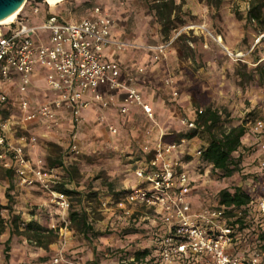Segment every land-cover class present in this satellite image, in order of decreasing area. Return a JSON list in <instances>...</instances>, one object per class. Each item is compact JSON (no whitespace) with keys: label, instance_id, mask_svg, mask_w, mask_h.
I'll list each match as a JSON object with an SVG mask.
<instances>
[{"label":"built area","instance_id":"obj_1","mask_svg":"<svg viewBox=\"0 0 264 264\" xmlns=\"http://www.w3.org/2000/svg\"><path fill=\"white\" fill-rule=\"evenodd\" d=\"M57 3L29 0L13 21L0 24V166L14 170L21 186L40 187L67 217L71 202L65 192L57 189L63 183L57 169L28 154L39 140L31 132L32 125L42 122L48 130L57 128L62 111H70L73 123L81 124L84 111L94 102L104 109L119 104L123 114L139 107L151 119L153 107L123 76L118 63L104 59L107 47L124 44L112 38V21L102 7H94L89 17L74 20L54 11ZM29 8L36 15L44 11L42 24H28ZM178 35L149 47L155 53V61L170 51ZM263 40L264 34L257 39V45ZM228 54L236 59L244 56L230 51ZM259 65L264 82V47L252 63L253 67ZM37 74L42 75L48 93L42 102H35L30 93ZM120 93L124 94L122 100ZM182 124L187 129H196V113L192 118H184ZM110 130L118 132L115 126ZM247 132L254 138L251 156L264 173V111L248 124ZM190 140L176 142L162 138L154 146L143 145L142 152L152 156L135 170L142 184L118 193L115 200L104 202L103 208L109 209L108 204L113 203L125 217L131 216L135 206L153 209L158 224L153 242L160 247L154 264H264V248L244 245L238 226L229 224L231 219L226 217V208L220 204L217 192L210 193V201L200 209L192 208L189 197L196 182L206 188L214 180L209 169L204 173L194 170L197 175L192 180L190 164L183 159L190 155L194 163L200 164L199 157L207 144L185 154V145ZM69 147L78 152V143ZM256 211L264 221V193L256 200ZM68 236L66 224L53 264H76L66 256ZM149 261L150 257L129 262L149 264ZM125 263L123 260L122 264Z\"/></svg>","mask_w":264,"mask_h":264},{"label":"rangeland","instance_id":"obj_2","mask_svg":"<svg viewBox=\"0 0 264 264\" xmlns=\"http://www.w3.org/2000/svg\"><path fill=\"white\" fill-rule=\"evenodd\" d=\"M175 1L180 6L173 13L178 17V28L172 29L169 36L171 39L177 33L180 35L170 49L176 57L172 77L182 78L183 91L191 102L196 96L203 103L222 110L225 117L228 115L229 126L243 125L247 130L248 124L259 118L264 111V82L258 74L252 72L254 68L252 63L263 48L262 43L257 45V39L264 34V24L249 18L253 6L264 0H221L219 6L208 5L206 0ZM151 5L152 0H64L54 6V11L67 19L79 20L89 17L94 7L101 6L110 14L108 15L112 22L115 23L116 16L120 20H126L124 29L127 34L133 33L143 39L155 38L164 41L167 37ZM27 15L31 18L29 25H39L44 22V11L36 15L29 8ZM180 36L183 37L181 40L178 39ZM228 51L243 53L244 56L236 59L230 56ZM186 131L187 128L183 127L180 133ZM178 134H173L171 139ZM92 136L93 134L90 139L88 137L85 139L89 145V152L80 147L78 152L67 151L58 144L44 142L42 149L33 156H36L35 159L43 160L47 166L55 167L62 181H70L68 190L73 192L67 195L71 202L70 210H86L90 215L89 222L92 227L101 228L100 234L108 236L112 233L110 230L112 222L99 212L104 203L100 199L103 200L108 195V191L122 186V182L131 172L129 168L131 155L120 150L99 148V141H94ZM246 136L245 143H248L250 141L248 132ZM207 139L206 134H199L193 143L195 146L207 144ZM136 155L138 154L134 153L133 156ZM62 164L65 165L63 168L60 167ZM194 166V162L190 163L192 180L196 179L197 175ZM210 177L214 183L207 188L212 193L218 188L240 180L238 177L217 180L213 173ZM243 180L248 186L253 187L252 179L245 177ZM208 196H205L207 200L205 199L203 205L210 201ZM0 197H6L4 204L0 203L4 206V209L0 210V216L4 219L20 216L19 231L23 230V223L30 222V215L33 213L38 214V220L34 221L49 229H60V227L65 229L66 224L67 227L71 224L70 210L68 216L64 217L56 207L39 210L38 204L29 202V197L44 200L49 195L37 186H21L15 176L8 175L2 166H0ZM108 208H115V204L109 203ZM22 209L27 210L25 214ZM148 211L153 213V209ZM129 221L130 224L136 225L133 219L126 221V224ZM126 224L123 222V225ZM9 235H11L10 229L7 228L0 235V245ZM12 239L20 243L26 237L15 233ZM59 241L58 238L55 242ZM143 242L136 245L135 250L112 249L111 251L107 248L103 252L106 255L98 257V260H106L108 264H120L126 256L128 258L125 259L127 261L125 264H129V258L135 251L150 247L154 243L148 240ZM51 255L52 253L49 255L50 258ZM68 260L76 262L69 258Z\"/></svg>","mask_w":264,"mask_h":264},{"label":"crops","instance_id":"obj_3","mask_svg":"<svg viewBox=\"0 0 264 264\" xmlns=\"http://www.w3.org/2000/svg\"><path fill=\"white\" fill-rule=\"evenodd\" d=\"M103 10L109 14L104 8ZM116 17L115 23L112 22L111 36L124 45L107 47L104 59L119 64L123 76L130 79L131 84L139 89L147 103L153 107V118L148 117L139 107H133L129 113L123 114L120 112L119 104L104 109L98 102H94L89 109L84 111V120L81 124L73 123L70 111H62L60 124L57 128L48 130L42 122L32 125L31 132L38 136L39 143L28 151L30 157L35 159L36 156L33 155L42 149L44 142L58 144L67 151H71L69 146L76 142L80 149L83 148L89 152V145L85 139L87 137L90 139L93 134L94 141L100 143L99 148L120 150L131 155L129 157L130 174L122 182L120 188L108 191V195L103 200L100 199L101 202H105V199L106 201L115 200L118 193L141 185L143 180L136 176L135 170L149 158L142 152V146L146 144L154 146L165 136L180 133L185 127L182 120L195 116L192 102L183 91L182 78L172 77L176 60L173 52L169 51L160 60L155 61V53L149 47L164 41H158L155 38L143 39L133 33L127 34L124 29L126 20L123 21L118 16ZM169 80H172L173 83H168ZM30 93L35 102H42L46 99L48 93L42 75L37 74L34 78ZM119 98L122 100L124 94L120 93ZM111 126L117 127L116 134L111 132ZM250 140V145H252L254 138L250 137ZM194 141L195 138L185 145V154L192 153L196 147ZM134 153L138 155L133 156ZM64 166L62 164L60 167ZM15 178L18 181L16 176ZM68 186H70V181ZM206 194L207 188L196 182L189 197L193 209L198 210L204 206L202 203L206 199L205 196L208 195ZM5 201L6 197H0L1 204H4ZM29 202L38 204L39 210L56 207L51 203L50 197L44 200L38 199V197H29ZM25 211L27 210L22 209L23 214L26 213ZM99 212H102V215L112 222L110 229L112 233L104 236V234H100L101 228H93V232L96 233L94 236H92L93 232L88 234L76 232L72 237L68 236L65 246L66 256L70 260L76 261L77 264H108L106 260H98V257L105 254L103 252L107 248L111 251L112 249L135 250L136 245L144 243L143 241H151L150 239L153 238L158 226L153 213H149L144 206L133 207L130 217H125L122 211L116 208L102 207ZM30 216V221L38 220L37 213ZM129 219H133L136 225L130 224L131 221L126 224ZM120 220H122V224H120ZM123 222L126 226L123 225ZM115 223L120 225L114 226ZM2 242L0 264H53V256L62 245V239H60L58 243L54 242L48 248H43L27 238L18 243L12 239L11 235ZM7 242L10 249L8 260L5 258ZM50 253H52L51 258L49 257Z\"/></svg>","mask_w":264,"mask_h":264},{"label":"trees","instance_id":"obj_4","mask_svg":"<svg viewBox=\"0 0 264 264\" xmlns=\"http://www.w3.org/2000/svg\"><path fill=\"white\" fill-rule=\"evenodd\" d=\"M40 1L42 0H38V2ZM206 2L211 6H219L221 0H206ZM179 7L175 0H152L151 8L155 11V16L158 22L162 24L163 33L167 37L164 41L170 39L169 34L172 29L178 28V17L173 13ZM263 8L264 2H258L250 11L249 18L259 24H264ZM182 38L180 36L178 39L181 40ZM262 46L264 47V40ZM257 59L258 57L255 58V60ZM252 72L262 78V67L260 65L254 67ZM192 106L196 113L197 128L187 129L186 132L173 137L174 139H171L173 135H167L164 140L180 142L182 139H193L199 134L208 136L207 147L199 157L200 164L194 163V170L204 173L209 169L217 180H228L234 177L240 179L237 183L218 188L214 192L218 193L220 204L226 208V217L231 219L229 224L238 226L237 230L242 234L244 245L248 248L261 245L264 248V221L257 216L256 211V200L264 193V173L258 170L256 162L251 156L250 137L248 138L250 141L245 143V138H247L246 128L243 125L229 126L228 115L225 117L222 110L203 103L196 96L192 99ZM53 146L56 147V145ZM151 156L148 157L151 158ZM183 160L186 164L194 162L190 155H186ZM189 161L191 162L188 163ZM6 173L11 177L16 176L12 169H6ZM245 177L252 179L253 187L248 186L243 180ZM68 184L69 181H63L57 189L67 195L73 193L68 190ZM207 189L208 195L212 193L209 188ZM2 209H4V206L0 204V210ZM89 218L90 215L84 209L80 211L70 210L69 221L71 224L68 227V235L72 237L76 232L85 234L93 232ZM19 220L20 216H12L9 219L0 216V235L9 228L11 236L19 233L43 248H48L58 238L62 239L64 227L49 229L39 225L36 221H30L29 223H23L24 228L19 231ZM93 235H96V233L93 232ZM152 237L151 241L154 240L155 235ZM159 249L160 247L153 243L150 247L135 251L129 259L140 262L150 257L149 264H154L159 258L156 256ZM9 251L7 242L5 248V258L7 260L10 257ZM127 258L125 256L123 260ZM129 264H134V262H129Z\"/></svg>","mask_w":264,"mask_h":264},{"label":"water","instance_id":"obj_5","mask_svg":"<svg viewBox=\"0 0 264 264\" xmlns=\"http://www.w3.org/2000/svg\"><path fill=\"white\" fill-rule=\"evenodd\" d=\"M29 0H0V20L21 9Z\"/></svg>","mask_w":264,"mask_h":264},{"label":"bare ground","instance_id":"obj_6","mask_svg":"<svg viewBox=\"0 0 264 264\" xmlns=\"http://www.w3.org/2000/svg\"><path fill=\"white\" fill-rule=\"evenodd\" d=\"M61 1H64V0H47V3L48 4H54V3H57V2L59 3ZM20 10L21 9H18L17 11L13 12L9 16H7L6 18L0 20V24H5V23L13 21L16 18V16L18 15V13L20 12Z\"/></svg>","mask_w":264,"mask_h":264}]
</instances>
